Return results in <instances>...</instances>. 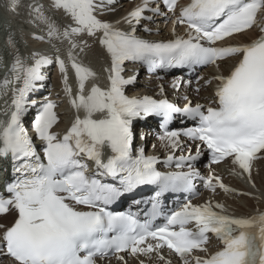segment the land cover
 I'll use <instances>...</instances> for the list:
<instances>
[{"label": "snow or ice", "instance_id": "1", "mask_svg": "<svg viewBox=\"0 0 264 264\" xmlns=\"http://www.w3.org/2000/svg\"><path fill=\"white\" fill-rule=\"evenodd\" d=\"M114 3L115 0H51V7L69 18L70 23L65 25L46 16L38 0L28 5L29 17L46 28L50 43L67 41L79 93L72 95L67 66L57 56L65 92L76 115L70 129L58 138L52 131L59 121L54 111L56 104L50 100L40 104L33 127L36 138L44 142L42 159L23 118L28 106L35 105V101L28 100L29 94L37 90V82L45 79L41 69L52 59L36 53L34 63L26 64L16 50L10 69L12 78L6 75L0 81V89L13 83L19 85L11 89L9 120L0 122V158L11 159L13 174L12 181L6 184L10 195L0 193V215L12 210L17 213L12 226L0 224V257L11 259L12 264H97L98 259L112 257L124 261L118 255L122 252L132 256L155 252L164 260L159 253L167 248L183 264H264V212L235 217L224 214L221 204L193 205L189 201L167 216L165 223L153 224V219L161 215L158 198L163 193L194 192V180H203L196 162L205 151L210 154L208 167L231 158L249 177L253 162L264 158V35L247 44L215 46L256 25L258 14L264 13V0H191L176 19L177 24L187 25L188 37L168 42L142 39L135 27L123 31L100 19L98 13L114 11L109 7ZM154 3L156 6L150 7ZM162 3L175 13L178 0ZM145 12L164 15L156 0H143L124 20L137 25L142 20L151 22L152 16ZM144 30L150 31L147 27ZM84 36L95 38L110 57V67L106 69L110 86L105 90L94 85L87 95L85 82L96 73L77 61L75 50L83 52L89 47L87 40L76 39ZM8 43L15 48L11 36ZM232 57L239 59L228 75L218 74L205 81L207 85L219 81L215 107L205 109L189 101L181 108L167 99L129 98L124 93L125 86L135 82V76L125 79L121 75L126 61L139 62L150 71L208 65L219 69V62ZM180 83L177 78L172 87L179 89ZM3 111L7 115L8 107ZM148 116L161 117L165 129L177 116L198 119L196 127L165 130L159 137L163 147L171 151L163 163L171 166L174 162L176 168L187 167L188 171L162 172L157 168L161 163L158 157L146 155L143 145L134 147L133 121ZM181 136L199 142L194 153ZM106 151L110 154L105 161ZM177 151L187 154L176 156ZM89 161L95 165L93 173L89 171ZM97 176L111 178L115 183H104ZM203 182L213 193L217 187L234 191L219 176L210 175ZM144 185L158 189L149 218L141 222L134 213L108 210V205ZM76 205L89 210H79ZM214 207L221 211H214ZM193 223L194 230L188 227ZM209 234L222 245L211 254Z\"/></svg>", "mask_w": 264, "mask_h": 264}, {"label": "bare ground", "instance_id": "2", "mask_svg": "<svg viewBox=\"0 0 264 264\" xmlns=\"http://www.w3.org/2000/svg\"><path fill=\"white\" fill-rule=\"evenodd\" d=\"M13 1H17L20 4H24L25 7L23 8V11L13 13L11 12V5L13 4ZM34 0H0V52H1V41H3L6 38H9L11 36L15 48L12 46L10 47V50L7 51L4 50L1 52L3 59L1 61V66L2 64H8L16 50L22 51L26 46L29 45H35L39 50H48V53L51 52V50L48 48V45L51 46V48H57L60 45L59 41H53L49 42L45 38L44 39H33L32 38V25L35 23L33 18L29 17V7L28 5L33 3ZM39 3L44 5V11L46 16H51L55 17L59 21H64L63 14L60 12L55 11L51 5L47 2H43L41 0H38ZM135 6V3H131L128 0H122L120 3H115L112 5H109V7L113 8L114 11L107 12L104 14V17L107 20L111 21H120L118 23V26L121 28H125L128 30H131L133 27L137 29L136 34L138 37L148 40V41H155V42H168L170 40H174L176 38V35L174 34V28L172 24L168 25L166 24V20L164 18H160L159 16H152V21H142L139 25H136L135 22L133 24H128L125 22L124 17L126 16V13L133 7ZM145 27L150 29V31H145ZM178 30V32H177ZM185 31H183V28H178L176 29V34H183ZM253 36H256L257 33L254 31L249 32L248 36L245 37V39H249ZM47 54V52H45ZM86 61L90 63V65L96 69H99L103 64L107 62V58L103 51L95 45L89 50V53L85 56ZM232 62L230 60L224 61L222 64L223 66H230ZM132 70L133 73L130 75L137 76L139 75L140 70L142 69L141 66H137L136 63L132 64L129 66ZM43 70L49 69V66H45L42 68ZM2 71L3 74V68H0V72ZM129 73V72H128ZM171 77H174L177 79L181 77V73L176 74L172 73ZM176 74V75H175ZM44 75V74H43ZM105 72L100 70L99 75L97 78H94L96 81H102L104 79ZM171 77L167 75H160V72L158 73H145V78L142 82H138L136 85L135 90L133 91V95L137 96L138 98H143L145 95H149L155 98H162L166 95L172 100V102L180 107H183L179 103V98L182 96V92H175L174 89L171 87ZM54 79L52 80V82ZM45 88L48 86L47 83L42 84ZM162 88L165 90L163 92L161 90ZM52 91L58 92L57 87L55 86ZM188 91L191 93L194 90L192 88L188 89ZM174 97H173V96ZM44 94L41 93H33V98L31 101H37V104L41 103V100H43ZM202 101V99H201ZM183 118L180 116H177L174 121L176 126L182 127V126H188L193 124L192 122L186 123V124H181L180 121H182ZM143 127H139V124H136L133 132L137 133L139 131V128H147L149 127L151 130H158L159 126V121L155 118V116H148L146 118L142 119ZM145 130V129H144ZM150 135V134H149ZM139 139V137L137 138ZM154 145L156 146V150L153 151L152 156H156L159 159H161V155L165 153L166 150L163 147V142L158 139V138H152ZM138 144L137 141H134V145ZM2 163L0 162V169H1ZM255 180L257 182V187L259 189V194L258 197L255 196V198H241L238 201L231 200L229 201L232 204L233 209H237L238 212L246 213L247 209L243 208V204L245 206H250V209L254 206L261 205L264 206V200H262L259 197H264V160L259 162L256 167V175H255ZM0 220L5 221L7 223H10L13 220V216H6V217H1ZM0 264H12V261L0 257ZM104 264H118L115 260H107L104 262ZM130 264H132V261H130Z\"/></svg>", "mask_w": 264, "mask_h": 264}, {"label": "rangeland", "instance_id": "3", "mask_svg": "<svg viewBox=\"0 0 264 264\" xmlns=\"http://www.w3.org/2000/svg\"><path fill=\"white\" fill-rule=\"evenodd\" d=\"M147 74H148V73H147ZM144 78H145V75L142 74V72H141V74L137 77V80H138V82H142V81L144 80ZM134 135H137V133L134 132ZM136 141H137V140H136Z\"/></svg>", "mask_w": 264, "mask_h": 264}]
</instances>
